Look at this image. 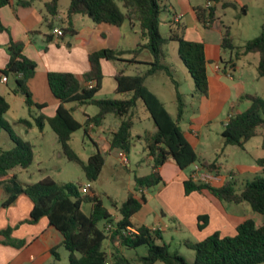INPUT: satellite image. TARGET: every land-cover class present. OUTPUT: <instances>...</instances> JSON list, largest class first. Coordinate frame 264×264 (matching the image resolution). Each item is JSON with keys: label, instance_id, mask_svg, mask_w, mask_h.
Listing matches in <instances>:
<instances>
[{"label": "trees", "instance_id": "1", "mask_svg": "<svg viewBox=\"0 0 264 264\" xmlns=\"http://www.w3.org/2000/svg\"><path fill=\"white\" fill-rule=\"evenodd\" d=\"M40 0H20L22 6H31ZM67 9V27L63 35H76L77 31L73 18L77 15L87 17L95 24H110L121 27L129 23L138 27L145 44L131 50L104 49L89 56V73L85 81L93 82L90 88L82 85L72 73H49L48 84L52 94L60 101L57 113L49 118L41 111L46 106L37 104L32 98L28 82L34 77L36 64L24 55V44L10 40L6 51L9 61L3 70V76L11 77L16 82L17 92L23 94L25 105L29 109L30 118L20 119L19 123L27 130L37 127L43 130L49 125L56 134L64 156L70 162L78 164L86 179L92 183L99 180L106 164L104 155L97 149L87 161L83 160L72 148L73 135L83 130L85 135L91 136V127H102L109 116L120 121L116 132L109 138L111 150L128 151L133 145L131 131L135 126L133 115L139 106H143L153 120L157 131L154 134L146 133L136 137L145 143L147 158L150 160L151 172L145 176L135 177L136 191L150 190L163 182L160 169L172 160L176 166L188 174L184 182L186 195L193 192L208 190L222 202L235 205L248 204L254 213L263 217L261 224L254 219H248L240 224L232 236L222 237L220 232L204 240L193 242L186 240L185 244L196 254L195 261L189 263L182 255L171 251V245L164 242L161 230L147 226H136L132 218L141 210L146 202L144 194L138 198L131 195L120 206H116L120 218L115 216L105 206L100 197L91 191V195L83 194V186L73 183L59 184L53 177L46 176L33 184H21L17 176L0 181L4 186L7 199L3 207L13 204L19 195H26L33 203L31 218L26 223L34 224L46 218L49 224L63 236V246L69 252V264H264V172L248 182L243 190L236 189L234 171H229L230 180L220 187L205 182H194L191 179L193 166L199 165L209 173H218L220 167L216 161L209 162L201 157L187 140L182 129V122L186 113V95L180 91V84L175 77L172 67L167 64V46L171 42L178 44V55L182 64L188 70L195 85L194 95H208V61L205 56L204 44L186 40L174 32L171 27L170 35L164 37L161 33L160 15L165 9L163 0H69ZM11 0H0V8L9 5ZM211 3L206 8L196 9L198 20L204 27H210L217 20L218 6L222 9H238L239 5L232 1L207 0ZM48 14L55 17L59 13L60 0H50L46 4ZM247 14V5L241 6ZM50 26V25H49ZM9 32L0 21V32ZM62 37V36H61ZM222 49L232 56L228 61L222 60L224 72L234 70L237 62L243 57L256 54L259 56L257 66L258 75L264 78V24L262 33L256 39L248 41L243 47L234 43L231 27H224ZM146 52L151 60L140 59ZM112 61L117 64H128L116 72V98L98 99L102 89L104 74L102 61ZM166 74L175 85L177 114L172 116L166 105L151 91L146 81L158 73ZM250 102L244 111L231 115L222 137L224 148L237 146L244 148L245 144L264 130V98L246 94L240 102ZM78 106L93 105L98 114L89 117L84 123L74 117ZM11 105L0 95V134L6 132L14 147L6 150L0 144V179L9 175V172L21 168L29 169L34 162V146L19 137L6 119ZM95 146L97 144L94 142ZM144 159L140 161V164ZM260 165L264 159L258 160ZM91 189V188H90ZM91 204V212L85 213L84 205ZM205 226L199 225L202 230L208 225L209 217L200 216ZM102 225V226H101ZM12 229L1 231L6 237L5 243L20 247L22 241L11 238ZM162 242V243H159ZM108 243V247L105 244ZM146 247L147 254L129 258L125 255L128 250H137ZM58 257L57 249L52 250Z\"/></svg>", "mask_w": 264, "mask_h": 264}, {"label": "crops", "instance_id": "2", "mask_svg": "<svg viewBox=\"0 0 264 264\" xmlns=\"http://www.w3.org/2000/svg\"><path fill=\"white\" fill-rule=\"evenodd\" d=\"M19 1L20 0H11L9 5L0 8V21L9 31L0 32V95L4 96L10 103V111L14 109V104H19L21 108V112L16 117L17 119L13 120L15 122L14 124L21 125L19 120L29 119L30 113L29 109L25 105L23 94L16 91L17 87L15 80L9 77L7 82L2 81L3 70L6 68V65L9 61V55L6 51V48L9 45L11 39L16 42H22L24 44V55L36 64L35 75L29 80L28 87L34 102L37 104H44L46 106L41 112L49 118H52L56 115L60 104V101L52 94L50 90L48 84L49 73H72L84 86L87 84L85 79L90 69L89 56L91 54L104 49L131 50L137 48L141 44L146 43V40L141 36L139 28H134L129 23H126L121 27H116L110 24H95L92 20H85L87 17L80 15L75 16L72 20L77 31L76 35H63L62 37H59L54 34L53 30L55 28L64 30L67 27L68 22L67 15H65L61 9V0L59 13L55 17L49 16L48 10L46 8V4L50 0H40L31 6H22L18 3ZM237 2L238 1L236 0V3ZM163 3H165L164 7L166 10L172 11V17L169 20V23L174 32L183 36L188 41L203 43L205 48V56L208 61V95L193 96V94H191V101L188 103L189 106L186 107V113L184 117V120L187 119V124L184 128L182 126L187 140L197 151L201 144V136L204 129L215 123L221 122L220 118L223 115L226 107L229 106L230 113H228V117L221 123L223 126L221 132L222 134L229 122L230 116L235 113H239V111H236V107L239 105V103H242L240 102V98L243 95H246V93H243V86L241 83L236 81L235 74L238 70V65H236V68L232 71L233 78L228 77L226 72L223 71L224 64L222 63V60L228 61L232 56L231 53L224 52L221 45L224 27L229 26H226L223 20L218 19V17L210 27H204L198 20L196 9L206 8L208 3L206 6L200 4L194 5L192 0H163ZM238 5H240V3ZM68 6L65 10L68 9ZM176 17H180L179 21L175 20ZM172 43L174 42H171L170 44ZM248 56L249 55L243 58H247ZM140 59L143 61L151 60L150 56L146 52L142 53ZM217 65H220L222 68L221 71L216 69ZM170 66L172 69L175 67V65ZM125 67L128 68V73H131V67H128V64H117L107 60L102 61L104 80L102 89L97 95L98 99L108 98L107 96H111L110 94L114 96L111 98L118 97L116 95L117 83L115 80V75L118 70ZM156 77H159L160 85L158 87V91L153 92L165 105L166 102L161 96L166 95L170 97L171 102L175 103V85L163 72L148 78L147 81ZM234 90L236 91V97L233 100ZM103 96L106 97L103 98ZM90 106L93 105L78 106L76 104H70L68 105V108H75L74 117L79 122L84 123L87 119V116L93 117L98 114L97 110L95 115H91L88 111ZM142 110L146 111L142 105L135 110L133 115L135 126L133 129L138 125V123H142L140 118V113ZM10 111L5 116L9 123H11L10 119L8 118ZM145 121L146 125L136 136H134L131 131L133 138V145L131 149L138 141L136 137L142 136L146 133H156L157 128L150 116L145 119ZM119 124L120 121L118 119L109 116L102 127L98 129L91 127V134L97 136L98 138V142H95L98 146L96 147V150L98 149L104 155V157L107 154H114L118 152L119 159L120 150H111L109 143V138L114 132L117 131ZM47 126L50 128V126L47 124L42 131L37 127H34L30 130H27L24 126L23 127L26 129V134L33 133L35 129H38L40 133L44 134L46 133L45 131ZM13 147L14 145L10 149ZM226 148H222V153ZM131 149L129 153L126 151L129 165L131 164ZM143 150L145 152V156L142 158L144 159V162L140 164L142 159L139 160L137 167L140 168L142 165L147 164L151 168L150 160L147 158L145 148ZM200 156L203 157L202 155ZM203 158L209 162L216 161L218 163L217 159L211 161L205 157ZM218 165L221 166L219 163ZM240 168V172L242 173L247 170L243 167ZM18 169L21 168H16L10 171L9 175L0 179V181H8L17 176V179L21 184H33L22 183L17 175ZM250 169L255 174L261 172L259 163L258 167H252ZM160 174L166 185L165 188H161L159 196H156L162 205V209L160 211L161 216L163 217L164 215H170V220L175 224L179 221L178 217L180 210L179 208H175V195H173L170 190H172L174 184H181V195L184 197V182L188 179V176L185 175L184 172H182L172 160H169L160 169ZM217 176L218 183H212L211 185L220 187L226 183L227 177L225 175L219 174ZM149 192L150 191L146 189L143 191L140 190V195L134 194L138 198L141 196V194H144L146 197V202L143 204L141 210L132 218V223L136 226H147L152 229L161 230L163 235L165 232V224L163 220L159 219L158 215H156V223H149V215L155 213V210L151 206V203L154 202L153 199L155 195L148 197ZM198 194L201 195V201H208L210 205L213 203L214 205L212 207L214 212H218L221 215L220 226L222 227V232L225 230L224 232L233 234L235 229L248 219H254L257 222V219L253 216L245 218L238 215V213L235 211L228 212L227 210H223L221 206L223 202L216 198L208 190L193 192L190 195H185L184 199L192 201L194 196H197ZM6 199L7 194L5 192L4 186L0 185V232L11 228V238L13 240L22 241L24 244L20 247L7 244L5 243L7 240L6 237L0 235V264H56L57 261H60V254L58 253L57 257L53 255L52 250L57 249L58 252L60 249L64 248L63 236L61 233L52 227L46 218L40 219L34 224L26 223V221L31 218L30 216L33 208L32 201L26 195H19L13 204L5 208L2 206V203ZM201 201L197 199V203H200L199 208H201V210L198 209L196 214L197 216H208L209 225L211 217L206 214L205 211H202L203 202ZM184 207L185 205H183V209ZM257 215L260 217L262 223L263 217L259 214ZM261 223L257 222V224ZM198 238L197 239L199 241L206 239V237L201 234Z\"/></svg>", "mask_w": 264, "mask_h": 264}, {"label": "rangeland", "instance_id": "3", "mask_svg": "<svg viewBox=\"0 0 264 264\" xmlns=\"http://www.w3.org/2000/svg\"><path fill=\"white\" fill-rule=\"evenodd\" d=\"M225 1H235L236 0H225ZM240 5L238 9L228 8L222 9L218 6L217 17L223 20L226 26H231L234 36V43L237 47H243L248 41L256 39L262 33V26L264 24V0H237ZM62 11L67 15L66 7L69 5V0H61ZM194 5L200 4L206 6L207 0H192ZM237 2V3H238ZM238 3V4H239ZM165 3H163L164 8ZM247 5V14H244L241 10V6ZM172 11L163 9L160 15V29L164 37L170 35L171 26L169 20L172 17ZM81 18V17H80ZM85 20H90L86 18ZM230 53V52H229ZM228 53V54H229ZM168 58L167 63L169 65H175L173 70L175 72V77L180 84V91L182 94L187 96L186 104L191 101V94L195 92V85L188 73L186 67L182 64L178 56V44L172 43L168 46ZM259 56L256 54L249 55L247 58L239 60L237 63L238 70L236 72V81L240 82L243 86V93L257 95L264 98V78H260L257 71V62ZM251 63V64H250ZM147 86L152 91H158L160 85L159 77L151 78L147 81ZM107 96L108 98L114 97ZM106 96H103L105 98ZM166 102L167 110L176 117L177 114V102H171L170 97L161 96ZM236 97V91L234 90V97ZM102 99V98H101ZM250 106V102H242L236 107V111L244 112ZM97 107L90 106L88 111L91 115L97 113ZM21 112L19 104H14V109L10 111L9 119L10 124L17 135L22 137L24 140L29 141L34 146V162L33 165L27 169H18L17 175L22 183H36L46 176L53 177L59 184L73 183L79 186L90 185L91 189L86 195H91V191L94 192L98 197H100L104 203V206L111 211L115 218H119L120 214L116 206H120L127 198L131 195L138 194L135 187V177L148 175L151 172L150 166L147 164L142 165L140 168L137 167V163L145 156L144 148L145 143L137 141L135 146L131 149L129 166H124L120 163L118 159V152L114 154L105 155L106 164L103 172L98 181L90 183L82 170V168L73 162L67 160L64 156L61 145L58 141L56 134L48 126L46 127V133H40L38 129H35L33 133L26 134V129L19 124H14V119ZM230 113V107L227 106L223 115L220 118L219 123H215L204 129L201 136V144L197 149L198 154L203 157L213 161L218 160L221 165L218 173H209L215 179L214 184L218 183V174L225 175L227 180H230L229 171H234L236 176L234 180L236 181V189L238 191L243 190L244 186L253 181V179L264 172V164L260 165L261 172L255 174L250 168L258 167V160L264 158V130L259 132V135L252 138L247 142L244 148L237 146H228L222 153L223 137H222V121L228 117ZM149 117V114L142 110L140 113V118L142 123L132 130L134 136L143 130L146 125L145 119ZM187 119L182 122L183 128L186 127ZM94 142H98V138L95 135L89 137L85 135L83 130L77 131L72 138L71 146L74 151L85 161L89 159L90 155L96 152V146ZM1 145L5 149H10L14 143L10 139L6 132L1 133ZM240 167L247 169L245 172H240ZM191 168L184 172L188 176ZM164 181L161 185L150 189L148 197L154 196V202L151 203L152 208L155 213L149 215V223H156V215L159 219L163 220L165 224V232L163 233L164 242L171 245V251L177 252L182 255L189 263L195 261L196 254L193 250L188 248L185 244L186 240H191L193 242L199 241L198 237L204 235V237H209L213 235L215 231H219L222 237L232 236L233 234H228L227 232H222V227L220 226L221 215L213 210V203L208 201H201V195L198 194L194 196L192 201L184 199L181 195V184L173 185L172 190H170L173 195H175V208H179V221L177 223H172L170 220V215L161 216L162 205L156 196H159L161 188H165ZM184 194V193H183ZM187 196V195H186ZM197 199L203 202L202 211H205L211 217L210 224L204 229L200 230L199 225L205 226L204 221H199L200 215L197 216V210L200 203H197ZM197 203V204H196ZM209 203V204H208ZM183 205H185L183 209ZM223 210L228 212L235 211L241 217L249 218L255 217L258 223H261L260 217L252 211L248 204L235 205L223 202L221 205ZM221 208V209H222ZM183 209V217H182ZM85 213L89 214L91 212V204L84 205ZM221 211V210H220ZM257 215V216H256ZM194 217V218H193ZM102 226V225H101ZM200 232V233H199ZM198 238V239H197ZM162 243V242H159ZM108 247V243L105 244ZM61 260L57 261L56 264H69V252L62 248L58 251ZM147 254V248L141 247L137 250H128L125 255L129 258H134L136 255L144 256ZM56 259V258H55ZM163 264V263H157Z\"/></svg>", "mask_w": 264, "mask_h": 264}, {"label": "built area", "instance_id": "4", "mask_svg": "<svg viewBox=\"0 0 264 264\" xmlns=\"http://www.w3.org/2000/svg\"><path fill=\"white\" fill-rule=\"evenodd\" d=\"M211 3L209 2L208 3V6H210ZM180 17H176L175 20L179 21ZM54 34L61 37L63 36V30L59 29V28H55L54 30ZM216 69L218 71H221V67L220 65H217L216 66ZM233 70H228L226 72V75L230 78H233V73H232ZM8 78L6 76H3L2 77V81L3 82H7ZM87 85L91 88L94 83L93 82H88ZM231 117V116H230ZM119 160H120V163L124 166H129V160H128V156H127V153L125 150H120L119 151ZM193 173L191 174V179L194 181V182H205V183H208V184H212L213 181L215 179H213V177H211L210 175L206 174V171L199 165H195L194 166V169H193ZM90 185H86L83 187L82 189V192L83 194H87L89 193L90 191Z\"/></svg>", "mask_w": 264, "mask_h": 264}, {"label": "water", "instance_id": "5", "mask_svg": "<svg viewBox=\"0 0 264 264\" xmlns=\"http://www.w3.org/2000/svg\"><path fill=\"white\" fill-rule=\"evenodd\" d=\"M130 150H128V153H129Z\"/></svg>", "mask_w": 264, "mask_h": 264}]
</instances>
